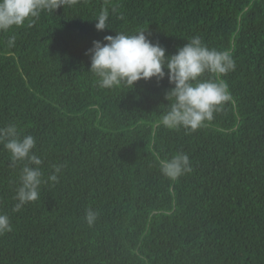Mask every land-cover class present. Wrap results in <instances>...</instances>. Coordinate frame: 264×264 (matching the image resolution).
Listing matches in <instances>:
<instances>
[{"label": "trees", "instance_id": "trees-1", "mask_svg": "<svg viewBox=\"0 0 264 264\" xmlns=\"http://www.w3.org/2000/svg\"><path fill=\"white\" fill-rule=\"evenodd\" d=\"M103 10L108 28L97 30ZM141 30L166 55L194 36L232 54L235 70L220 77L231 100L196 131L163 126L167 77L98 86L93 42ZM10 123L36 138L45 178L64 169L14 211L22 165L10 167L0 144V213L12 224L0 264H264V0H74L41 11L0 31V127ZM181 151L193 171L173 181L158 161ZM88 207L99 210L94 227Z\"/></svg>", "mask_w": 264, "mask_h": 264}, {"label": "clouds", "instance_id": "clouds-1", "mask_svg": "<svg viewBox=\"0 0 264 264\" xmlns=\"http://www.w3.org/2000/svg\"><path fill=\"white\" fill-rule=\"evenodd\" d=\"M74 0H0V31L7 32L13 26H22L30 18H37L41 11L56 10L61 5ZM109 13L101 11L95 19L97 30L108 28ZM146 30V29H145ZM145 30L135 34L118 32L117 35L104 37L93 42L88 50L91 56L90 71L97 77L102 89H110L121 84L129 89L137 81H157L168 78L173 87L166 93L170 107L162 116V124L169 129L184 128L196 131L205 121L214 118L220 106L231 100L228 84L220 77L235 70L232 54L227 50L209 48L199 36L191 38L172 55H166V49L158 42L153 43ZM15 36L9 37L8 44L13 46ZM167 69V71H165ZM216 75V79H201L204 73ZM0 144L10 153V167L21 164L19 186L14 199V211L40 198L42 184L60 182L64 165H53V171L44 177L42 159L33 151L36 138L33 135L21 136L17 125L10 123L0 127ZM161 173L170 180L193 171L190 157L185 152H176L169 158L159 159ZM99 210L88 207L84 221L94 227L99 219ZM12 231L10 217L0 213V235Z\"/></svg>", "mask_w": 264, "mask_h": 264}]
</instances>
